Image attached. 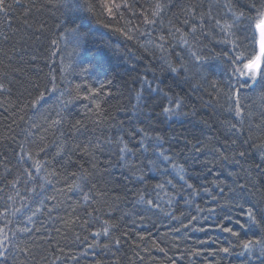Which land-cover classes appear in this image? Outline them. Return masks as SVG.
I'll list each match as a JSON object with an SVG mask.
<instances>
[{
	"label": "trees",
	"instance_id": "16d2710c",
	"mask_svg": "<svg viewBox=\"0 0 264 264\" xmlns=\"http://www.w3.org/2000/svg\"><path fill=\"white\" fill-rule=\"evenodd\" d=\"M19 2L22 7L0 13V84L4 86L0 89V188L4 187L6 168L12 169L13 175L23 168L36 174L38 162L39 175L52 183L45 195L55 197L47 207L58 209L52 220L46 209L33 218L36 228L44 224L47 231L33 233L36 259L30 257L29 264H52L61 255L58 250L53 252L57 244L64 249V256L78 257L79 264H264L258 248L246 252L239 247L259 237L254 228H241L233 220L226 225L238 233L233 237L212 227V220L205 221L210 208H216L221 218L226 214L212 202L220 187L239 191L243 186L245 197L264 207V105L259 99L264 94V78L249 80L251 90L240 91L246 109L251 106V115L246 114L243 124H237L242 133L231 130L236 119L234 111L231 115L228 111L234 104L235 87L231 101L224 95L229 76L233 86L237 78L243 81L248 75L244 63L256 56L255 21L251 31L231 37L240 43L227 45L233 56L244 57L243 63L221 58L224 45L218 41L223 37L214 35L211 25L205 23L209 12L217 15V4L232 3L235 9L256 17L255 11L248 13L243 7L248 0ZM226 11L220 9L219 15ZM76 33L81 34L80 40ZM192 52L201 59L196 61ZM261 62L264 65V58ZM172 67L177 71H171ZM149 85L161 89L168 99L155 90L149 92ZM138 94L143 97L139 102ZM177 99L183 105L180 115H157L161 103L175 107L170 101ZM77 120L81 126L74 128ZM140 127L152 137L160 134V143L179 167L169 164L167 174H161L152 166L156 158L151 151L144 155L137 151L119 161L117 152L125 143L139 148L136 141L143 134L133 138L130 133ZM198 142L201 151L196 153L193 145ZM240 152L246 155L241 157ZM129 165L135 166L133 170ZM79 171L88 178L83 190L91 189L97 197L92 207L98 212L87 218L91 227H81L84 213L80 209L87 207L82 193L67 191L69 184L79 182L74 175ZM141 175L147 177L144 183L136 181ZM181 175L193 189H186ZM128 176L131 181L125 179ZM157 184L163 188L158 190ZM123 185L127 188L122 190ZM145 192L146 198L158 199L160 208L154 214L145 213L143 205L136 203ZM9 194L15 197V192L8 190L0 193V229L11 236L36 204L16 198L8 203L5 213ZM228 195L226 190L220 205L229 203ZM24 203L30 209L23 208ZM14 208L21 212L15 213ZM233 215H239L242 222L245 219L244 213ZM105 227L109 236L93 239L92 233ZM207 240L212 242L201 243ZM87 244L96 246L88 248ZM223 247H229L230 252H220ZM64 256L57 264H75L71 259L65 262Z\"/></svg>",
	"mask_w": 264,
	"mask_h": 264
},
{
	"label": "snow or ice",
	"instance_id": "6c2138e0",
	"mask_svg": "<svg viewBox=\"0 0 264 264\" xmlns=\"http://www.w3.org/2000/svg\"><path fill=\"white\" fill-rule=\"evenodd\" d=\"M16 6V7H22L19 0H14L13 4H9L8 0H0V13H8L9 8ZM217 9V15L211 16V12L207 14V16H211V19H207V16L205 17V23H208L211 25V31L214 35H220L223 37L222 40L218 41V43L223 44L224 48L221 52V58L229 57L231 60H235L237 63H243L244 57L242 55H236L233 56L230 52L227 50V45L230 43H240L239 41H233L231 37L236 36L240 33H244L246 31H251L253 28V21H255L254 27L256 32H258L259 37H261V32L258 31V29L264 28V0H248L247 4L243 7L247 8V12L250 13L252 11H255L257 16L252 17L247 15L245 11H239L233 7L232 3H227L224 5H215L214 6ZM157 8H160V5H157ZM226 8L227 11L224 12L223 15H219V10ZM247 23V28L245 27V24ZM217 29L219 30L217 32ZM179 31V29H177ZM193 32H195V29H193ZM77 38L80 40L81 34L76 33ZM195 37H193L194 39ZM207 38V37H205ZM249 37H245V39H248ZM163 39V37H161ZM182 42L185 45H188V40L184 37H181ZM242 46V45H241ZM191 55L196 59V61H199L201 59L200 55L197 52H192ZM262 58H264V39L261 40V47H260V55L259 57L255 56L252 59H249L247 63H244V69L247 70L248 75L243 80L240 81L239 78H237V83L235 86L232 85L231 80L232 76H229V82L224 84V88L228 89L224 95H227L229 97V100H232L233 97V88L235 87V100L232 107H229L228 111L231 115L234 111V117L236 119V123L231 124V130L233 132H241L243 129L241 127H237V124H243L246 114L251 115V106L246 109L245 103L241 101L240 97V91H242L244 88H249L251 90V85H249V80L256 81L258 78H264V65H262ZM227 63V61H226ZM171 71L176 72L177 69L175 67L171 68ZM233 72H235V69H233ZM243 75V73H241ZM147 83V81H145ZM3 84H0V89H3ZM155 90L156 93L163 95L164 99H168L167 94L163 93L161 89L159 88H152L151 85L148 87V91ZM143 97L138 94L137 100L138 102L141 101ZM260 102L262 105H264V94H262L260 97ZM170 104H174L175 107L171 106H165L163 103L159 105L160 111L157 113V115H163L166 117H174L177 115H180V109L183 107L182 102L177 100L170 101ZM262 116H264V112L261 113ZM57 123H60V121H57ZM81 126V121L77 120L75 121V124L73 125L74 128ZM249 132L252 131L251 126L248 129ZM143 134L142 138L140 140H137L136 143L139 145L138 149L133 148L130 146V143H125L123 147H120L117 152V156L119 157V161H125L128 157H131L139 152L140 155H144L146 153H151L155 156V160L152 161V166L156 168V171L161 172V174H167L168 172V165L173 164L174 167H179L176 165L173 161L172 156L167 154V150L163 148V145L160 143L162 140V137L159 133H157L154 137L150 136L147 129L140 127L136 129V133H130L133 138L136 134ZM145 140L149 141V143H145ZM154 141V143H153ZM122 142V138H121ZM247 143V141H245ZM236 143V140H233V144ZM197 145H193V151L196 153H199L201 151L200 147ZM91 146V145H90ZM264 151V149H261ZM41 152H44L45 149L41 148ZM239 155L241 157L245 156L246 154L244 152H240ZM24 153H21V158L23 159ZM147 158V157H145ZM28 159H31V156L28 157ZM262 161H264V157H262ZM25 163H27V160H24ZM5 163H10V161H5ZM161 165H163V168H161ZM37 172L36 174H33L32 171L29 170V168H23L20 169L18 174L13 175V171L10 168H6V174L4 176V187L0 188V193H4L5 190H8L9 192H15V197L13 195H7L5 198V213L8 212V203L13 202L16 198H18L20 201L24 202L26 200H31L33 203L36 204L35 210L31 212V215L27 217V220L22 222V226L17 227L13 232L12 235L9 236L4 229H0V233H3V238L0 239V264H29V258L31 257L33 261H35L36 256L34 252V248L37 246L36 242L33 241V233H40L41 229H44L47 231V228L44 224H41L40 228H36L34 226V220L33 218L37 216V214H43V212L47 211V216L50 220L54 219L52 216L53 212L58 211L56 207H47V202L49 200H54V196H48L45 195L48 188L52 186L51 180H47L44 176L39 175V172L41 170L40 164L37 162L35 164ZM123 166V165H122ZM261 165H257L259 168ZM129 170H133L135 167L134 165H129ZM144 167L148 168L149 165H144ZM94 174V168L91 170ZM181 172H183V169H181ZM56 173L53 172L52 176L55 177ZM76 175V180L79 182H73L72 184H69L67 187V191L69 193L73 192H80L82 193V198L87 207H83L80 209L84 213V217L82 218L83 223L81 224V227L88 226L91 227L90 221L87 219L88 217H94L96 213L98 212V209L95 207H92V201L96 200L97 197L92 194V190L89 189V191L85 192L83 189L88 187V178L85 175L84 171H79L78 173L74 174ZM146 175H141L139 177H136V181L138 183H144L146 180ZM125 179L131 181L132 177L128 176L125 177ZM181 181L184 182L186 185L187 190L193 189V184L187 183L185 180L184 175H181L179 177ZM169 185L172 184V182L169 180L167 182ZM23 184L24 190L23 192L20 191V185ZM95 185H93V188ZM173 188H175V185H172ZM127 185L122 186V190L126 189ZM156 188L162 189V184H157ZM185 190L184 186H181L180 191L183 192ZM229 192V195L227 196V201L229 203H226L224 205L219 204L220 198H225V191ZM115 191V189H114ZM130 191V189H129ZM205 192L207 193V189H205ZM146 192L145 194H141L139 196V200L136 202L139 205H143V211L145 213H153L155 210L160 208V204L158 203V199H151L146 198ZM125 197L127 196V191L124 192ZM179 195V193H178ZM189 195H191V192H189ZM159 197V191H157V198ZM243 201L241 203L240 201ZM212 202L214 204H217L219 206L220 211L225 212V216L221 218L219 215H217V209L216 208H210L209 215L205 217V221L212 220L213 224L212 227L216 228L217 230H220L224 233H228L233 237H237L238 233L234 230L233 227L226 226L228 224H231L233 220L235 221V224H238L241 228H244L246 226L250 228H254L256 232L260 233L258 238L251 239L244 241L242 244L239 245L242 249H244L246 252H252L254 247L258 248L261 255H264V207H261L258 203H254L250 200H248L244 195V188L243 186H240L239 191L236 189H226V187H220V191L218 195L212 196ZM171 204V201H170ZM247 206V207H246ZM23 208H29L30 205L24 203L22 204ZM73 214H76L77 209H73ZM15 213H20V208H14ZM234 213H244L245 219L242 222L239 218V215H233ZM175 218V217H174ZM60 219H63L62 217ZM192 221H196V217H192ZM220 221V222H216ZM105 224L108 223L107 220L104 221ZM29 224H33V227H29ZM185 228L188 227V225L184 226ZM201 231H204V227L201 225L200 227ZM57 233L60 232V229H56ZM177 232H179V229H176ZM109 236V230L107 227L103 229L102 232H93L92 237L95 239L96 237L100 236ZM256 233L254 232V236ZM18 238V239H16ZM80 236H76V240H80ZM87 237H84V242L87 243ZM50 243V240L48 241ZM211 240L207 241H201L202 244L205 243H211ZM117 245H119L120 241L116 240L115 242ZM96 245L93 244H87L88 248H93ZM104 248H108V244L103 245ZM59 251L61 253L60 256H56L55 260L52 262V264H57L58 261H61V257L64 256V249L59 247L57 244L56 249L53 250ZM161 252H164V249H160ZM220 252H223L225 254H228L230 252L229 247H223L219 249ZM243 254V253H242ZM81 255H86V253H81ZM195 255H199V253H195ZM41 259H46V257H41ZM71 259L75 262V264H79V258L76 256H64L65 262ZM174 264V262H173Z\"/></svg>",
	"mask_w": 264,
	"mask_h": 264
},
{
	"label": "water",
	"instance_id": "95a60500",
	"mask_svg": "<svg viewBox=\"0 0 264 264\" xmlns=\"http://www.w3.org/2000/svg\"><path fill=\"white\" fill-rule=\"evenodd\" d=\"M258 31L261 32V37H259L258 32L257 33V42H256V47H257V51H256V56L259 57L260 55V47H261V40L264 39V28L258 29Z\"/></svg>",
	"mask_w": 264,
	"mask_h": 264
}]
</instances>
